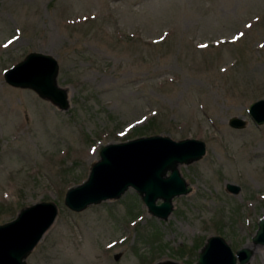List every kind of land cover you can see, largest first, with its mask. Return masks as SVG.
<instances>
[{"label": "rangeland", "instance_id": "obj_1", "mask_svg": "<svg viewBox=\"0 0 264 264\" xmlns=\"http://www.w3.org/2000/svg\"><path fill=\"white\" fill-rule=\"evenodd\" d=\"M29 52L56 60L65 109L4 81ZM259 98L264 0H0V224L34 202L57 206L25 264H194L209 235L233 252L250 245L244 264H264L251 242L264 216V124L247 114ZM152 134L205 145L178 166L190 190L165 219L130 187L65 207L103 145Z\"/></svg>", "mask_w": 264, "mask_h": 264}, {"label": "water", "instance_id": "obj_2", "mask_svg": "<svg viewBox=\"0 0 264 264\" xmlns=\"http://www.w3.org/2000/svg\"><path fill=\"white\" fill-rule=\"evenodd\" d=\"M57 69V62L50 55L29 52L3 71V79L12 87L32 90L63 110L68 100L65 90L56 83ZM247 114L255 125L264 124V98L251 102ZM227 124L242 128L245 120L230 117ZM204 152L202 140H173L160 134L107 143L100 148L99 158L90 165L86 178L66 189L63 204L70 211L79 212L88 205L116 199L130 187L150 215L165 219L172 209V198L190 190L178 166L198 160ZM225 189L236 193L238 187L228 183ZM57 210L52 201H38L20 208L14 218L1 223L0 264H25L27 255L53 223ZM251 242L264 245V216L257 221ZM250 255L247 247L233 252L223 237L209 235L194 264H244ZM155 264L179 263L166 259Z\"/></svg>", "mask_w": 264, "mask_h": 264}, {"label": "bare ground", "instance_id": "obj_3", "mask_svg": "<svg viewBox=\"0 0 264 264\" xmlns=\"http://www.w3.org/2000/svg\"><path fill=\"white\" fill-rule=\"evenodd\" d=\"M247 247H248V248H251V246H250V245H248Z\"/></svg>", "mask_w": 264, "mask_h": 264}]
</instances>
